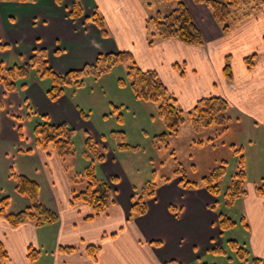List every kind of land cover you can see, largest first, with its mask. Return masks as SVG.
<instances>
[{
	"label": "crops",
	"instance_id": "1",
	"mask_svg": "<svg viewBox=\"0 0 264 264\" xmlns=\"http://www.w3.org/2000/svg\"><path fill=\"white\" fill-rule=\"evenodd\" d=\"M183 1L202 31V46L175 38H157L149 43L147 18L157 11L167 13L174 7L173 1L164 8L157 6L163 4L161 0L155 4V0L0 2V44L9 45V49L0 50V62H22L34 48L42 47L51 67L65 73L94 63L100 53L130 51L141 68L159 73L184 110L191 109L201 98L222 95L231 109L248 116L256 125L264 124V53L252 69L243 60L258 48L256 36L264 37V13L226 35L206 4ZM74 2L81 5L83 16L70 15ZM95 12L104 18L108 36L91 20ZM232 46L239 55L233 62L234 79L229 81L224 67L226 56L233 53ZM24 80L28 82L26 89L9 92L0 85V201L9 198V213L29 206V199L16 191L13 180V174L25 175L39 184L41 202L59 219L43 225L25 222L12 226L0 215V241L9 255L5 264H165L170 260L195 264L207 257L214 246L224 245L221 236L225 231L219 226L218 213L211 209L216 198L204 187L185 188L181 176L159 182L155 197L147 201V212L129 219L132 198L142 182L130 177L124 154L102 140L99 129L90 117L83 116L82 105L69 90L52 101L46 93L50 78L30 75ZM24 97L38 114L49 116L56 124L67 123L76 131L86 130L106 146L105 160L97 163V171L106 180L115 178L110 182L116 198L106 214L87 221L90 208L85 204L71 205L69 173L54 151L35 147L32 128L36 118L30 119L29 126L24 122ZM13 116L21 121L20 130L28 127L26 133L19 134ZM85 148L84 144L83 152ZM259 161L263 173L257 178L251 162H247L248 193L234 205L243 214L242 222L248 224L245 242L250 255L254 261L260 260L255 264H264V195L257 192L264 178V155ZM86 163L83 153L76 156L75 170L82 171ZM90 244L101 246L96 259L87 252ZM71 245L77 250L61 251L62 246ZM30 248L37 251L35 260L29 257ZM217 259L220 258L214 257L212 264H218Z\"/></svg>",
	"mask_w": 264,
	"mask_h": 264
},
{
	"label": "trees",
	"instance_id": "2",
	"mask_svg": "<svg viewBox=\"0 0 264 264\" xmlns=\"http://www.w3.org/2000/svg\"><path fill=\"white\" fill-rule=\"evenodd\" d=\"M34 2L35 0H0V2ZM173 1L174 7L167 13L157 11L147 18L146 25L149 29V43L153 44L155 39L175 38L186 44L194 46H202L205 41L203 34L195 20L187 4L183 0H167ZM196 3L206 4L216 22L221 26L222 31L227 34L230 32L232 22H241L253 15V11L264 6V0H194ZM73 18L83 15L81 8L76 3L70 14ZM91 20L99 27L104 36H108V30L105 26L103 17L98 13L92 16ZM152 26L153 28H151ZM8 47L7 44H0V50ZM258 52L246 55L243 60L249 69L255 67V61ZM128 63V79L138 99L158 104V115L164 121L165 130L155 136L156 144L167 146L169 137L178 135L181 128L187 122L190 116V123L194 133L197 135L202 131L218 125V134L225 133L232 121L229 115L231 108L230 102L222 95H212L201 98L188 111L184 110L180 105L178 98L170 92L166 84L161 79L159 73L154 69L141 68L130 51H118L113 53H100L94 63L87 64L81 69L70 70L65 73L56 72L49 63L46 49L36 47L32 51V55L23 62H15L6 64L0 62V85H3L6 91H14L18 88L26 89L28 82L24 79L30 75L39 79L50 78L51 86L46 93L50 100L56 101L65 94V87H80L84 84V79L89 76L99 77L108 72L116 65ZM224 75L227 80L234 79L232 56L227 55L225 59ZM26 117L29 119L36 118L32 128L33 141L35 147L43 150L54 151L62 160L65 169L69 173L72 185L71 205L79 204L87 205L91 212L85 217L90 221L96 217L106 214L111 206L116 203L115 192L112 183L115 178H111V182L99 176L97 171V163L103 162L106 157V146L96 142L90 134L85 137V151L83 155L87 161L82 171H75L74 160L76 155L74 135L76 130L67 123L56 124L51 121L49 116L40 115L35 111L26 97H24ZM87 117L86 114L83 115ZM122 114L118 115L120 118ZM118 137L123 140L119 145L128 146L125 142L126 133L123 130L115 131ZM214 137L203 139L195 136L194 142L199 146L211 145L214 143ZM215 147V145H211ZM233 148L234 145L232 144ZM235 149V148H234ZM242 149H235L240 154L239 166L236 173L232 176V181L226 188L224 193L228 204L234 202L248 193L247 190V170L245 156L241 154ZM226 161L212 169L209 173L201 176L199 181H190L182 169L177 171V176H181V183L185 188L195 189L204 187L215 198L218 203V197L221 193V181L226 172ZM16 191L29 199V206L21 212L9 213V198L4 197L0 201V215L5 218L12 226H19L25 222H32L36 225L52 223L59 219L58 214L40 200L39 184L25 176L13 174ZM169 180L168 178L164 179ZM157 182L149 180L145 183L141 192H136L132 198L129 219L139 217L147 212V201L156 195L158 188ZM257 192L264 195V178L257 185ZM215 210V205L211 206ZM218 223L222 231L235 225V221L225 215L218 213ZM248 225V224H247ZM112 235H115L113 233ZM106 236V234L104 235ZM232 246L237 250L240 257L249 254V250L239 245L236 240H230ZM159 245V243H155ZM77 250L76 246H62L61 251L72 253ZM101 246L98 244H90L87 246L88 254L97 258ZM211 251L213 253H225L223 246H214ZM37 251L33 248L29 249V257L31 260L36 259ZM9 258L8 252L3 243L0 241V264H5ZM256 260L255 262H259ZM165 264H183L178 260H170ZM207 264V263H203Z\"/></svg>",
	"mask_w": 264,
	"mask_h": 264
},
{
	"label": "rangeland",
	"instance_id": "3",
	"mask_svg": "<svg viewBox=\"0 0 264 264\" xmlns=\"http://www.w3.org/2000/svg\"><path fill=\"white\" fill-rule=\"evenodd\" d=\"M156 1L158 0H155L154 4ZM161 1L163 4L157 3L159 4L157 6L161 8H164V4H167L168 7L173 4V2H168L167 0ZM76 3L81 8V11L84 12L78 2L73 3V8ZM263 13L264 6L258 9L257 12L253 11V15L246 17L241 22H232L230 32L238 29L241 24L251 17L257 18ZM150 27L153 28L152 26ZM258 31L260 33L259 29ZM262 34L264 36V31ZM255 41L258 48L253 49L248 54L259 53L255 61V65H257L263 58L264 37L256 36ZM7 49H9V45L4 50ZM232 49L233 53L230 55L233 63L239 52L235 46H232ZM31 55L32 52L29 57ZM127 72L128 63L124 62L99 77L89 75L84 79L82 86L65 87V91L69 90V94L77 101L78 105H82L84 113L87 117H90L89 120L93 122L96 129H99L102 140L124 154L128 163L129 173H131L129 174L130 177H137L142 182L139 192L143 190L145 183L149 180L159 184L165 178H175L179 169L184 171L188 180L199 181L204 173H209V171L219 166L222 161H226L227 172L221 181L219 201L213 204L215 205V210L213 211L229 215L236 223L234 226L227 228L221 236L225 242L223 245L225 253H213V251H210L207 257L205 256L203 260H199L195 264H212L214 257L220 258L217 259L218 264H255L256 262L250 253L245 257H240L237 254V250L232 246V242H230L232 239L236 240L239 245L249 250L245 242L248 237V229L246 230L247 225L242 222L243 214L239 206L228 204L224 193L232 181V176L238 170L240 154L236 153L235 149H242L241 154L245 156L246 170H248L247 162H251V168L254 170L253 173L256 178L263 173L262 168L259 167V160L264 155V150H261V144L264 139V124L258 122V125H256L248 116L241 115L230 108L229 115L232 121L225 133L218 134L219 126L213 125L196 135L192 129L189 116L180 136H170L168 139L169 144L159 147L156 144L155 136L165 130V124L158 115V104L146 103L136 97ZM0 112H2V108ZM119 114H122L120 118H118ZM13 117L17 121L16 129L19 134L22 132L26 133L28 127L25 125L24 130H20L21 121H18L19 118L17 119L16 116ZM27 119L25 113L24 122L29 126V121L30 124L32 121L30 119L27 121ZM118 130H123L126 133L125 142L128 143V146L122 147L119 145L123 140L115 133ZM86 134H88L86 130L76 131L74 135L75 156L82 155ZM195 136L203 139L214 137L215 141L211 145H215V147L209 144L200 147L193 142ZM95 141L98 142L97 140ZM100 144L102 145V143ZM225 178L227 179L225 180ZM248 179L249 174L247 171V181Z\"/></svg>",
	"mask_w": 264,
	"mask_h": 264
}]
</instances>
